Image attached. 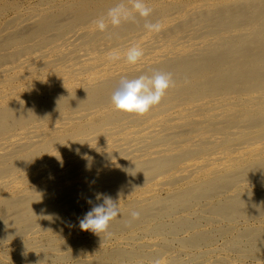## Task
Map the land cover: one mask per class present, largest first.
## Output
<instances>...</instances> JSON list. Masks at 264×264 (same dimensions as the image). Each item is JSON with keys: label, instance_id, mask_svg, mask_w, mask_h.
<instances>
[{"label": "bare ground", "instance_id": "bare-ground-1", "mask_svg": "<svg viewBox=\"0 0 264 264\" xmlns=\"http://www.w3.org/2000/svg\"><path fill=\"white\" fill-rule=\"evenodd\" d=\"M118 2L0 0V264H264V0H146L159 33L97 30ZM156 71L159 106L114 110ZM97 193L110 238L80 228Z\"/></svg>", "mask_w": 264, "mask_h": 264}, {"label": "clouds", "instance_id": "clouds-1", "mask_svg": "<svg viewBox=\"0 0 264 264\" xmlns=\"http://www.w3.org/2000/svg\"><path fill=\"white\" fill-rule=\"evenodd\" d=\"M130 5V6H129ZM153 9L148 6L146 0H119L113 7L109 8L106 15L98 17L93 21L100 32H105L109 26L119 27L122 23L133 22L144 19L143 28L148 33H159L163 24L160 20H149ZM144 49L138 43L128 46L123 53L112 50L107 54L109 62L123 60L130 66H136L144 57ZM175 87L172 73L153 72L151 75L141 74L134 78L121 76L118 86L111 94V104L114 110L136 116H144L153 108L159 106L168 90ZM96 203L80 220V228L90 231L101 238H110L112 222L122 215L119 200H114L110 195L97 193ZM90 204L91 200L88 201ZM141 212L133 210L130 219L124 222V227H131L133 221L140 218ZM153 264H161L159 259Z\"/></svg>", "mask_w": 264, "mask_h": 264}]
</instances>
